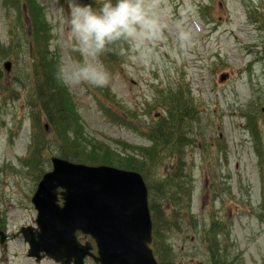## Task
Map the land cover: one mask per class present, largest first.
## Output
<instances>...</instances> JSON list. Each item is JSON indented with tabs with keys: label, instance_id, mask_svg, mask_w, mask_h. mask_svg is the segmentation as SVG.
Here are the masks:
<instances>
[{
	"label": "rangeland",
	"instance_id": "obj_1",
	"mask_svg": "<svg viewBox=\"0 0 264 264\" xmlns=\"http://www.w3.org/2000/svg\"><path fill=\"white\" fill-rule=\"evenodd\" d=\"M161 5L167 8L163 39L145 59L123 45L101 57L111 73L109 86L66 88L81 118L71 140L83 152L96 153L98 164L145 161L156 200L165 197L158 182L169 169L187 167L191 215L159 240L175 264H208L212 248L232 264H264V0ZM68 16L67 0H33L27 7L0 0V230L9 235L0 244V264H57L28 257L20 230L36 226L31 199L51 169L50 158L62 149L40 114L44 148L35 161L37 110L30 100L39 62L32 51L45 49L56 67L78 59L69 48ZM177 23L191 30V46L176 43ZM181 95L192 100L196 113L182 127L194 142L177 153L162 149L149 134ZM154 147L156 161L148 153ZM178 207L184 215L182 202Z\"/></svg>",
	"mask_w": 264,
	"mask_h": 264
},
{
	"label": "water",
	"instance_id": "obj_2",
	"mask_svg": "<svg viewBox=\"0 0 264 264\" xmlns=\"http://www.w3.org/2000/svg\"><path fill=\"white\" fill-rule=\"evenodd\" d=\"M52 163L32 198L39 229H22L31 245L29 256L38 261L48 256L62 264H85L88 255L98 264H158L150 247L148 189L140 173L60 157ZM79 231L92 236L98 255L90 242L78 240Z\"/></svg>",
	"mask_w": 264,
	"mask_h": 264
},
{
	"label": "trees",
	"instance_id": "obj_3",
	"mask_svg": "<svg viewBox=\"0 0 264 264\" xmlns=\"http://www.w3.org/2000/svg\"><path fill=\"white\" fill-rule=\"evenodd\" d=\"M19 1L24 2V7L29 6L31 2H33V0ZM38 43L39 45H42L43 40L41 38L38 39ZM122 46V44L114 45L112 50L106 52V54L110 57L112 53H114L116 50H120ZM45 51V49H38L36 46H34L32 51L33 56L37 59V62H39L36 64L34 73L35 86L32 90L30 100L31 106L37 110L34 121L35 127H37V131L35 133V161L36 163L40 161L39 150H41L43 147V144L41 145V141H43V139L41 136H39V134L44 135V131L41 126L42 117L40 116V114H44L47 124L53 129L55 133L56 141L61 144H59V148L61 149L62 146V149L59 152L60 156L74 162L98 164L95 162L98 161L96 153L88 154L83 152L79 146L80 144H77L71 140V131H74L79 127L81 118L74 108V104L72 103L68 90L57 81L55 76L57 67L53 60L49 57L48 53ZM195 113L196 107L193 105L192 100H189L184 95H181L179 99L173 100V102L169 105L167 116L164 118L163 116L161 117V121L155 125V128L150 132L149 137L154 142L160 144V147H168L171 150H174L173 152L181 153L184 145L186 146L190 142H194V140L186 137L182 131V127L185 123V120L187 118L192 119L195 116ZM39 127L42 130L38 129ZM65 139L66 144L63 143ZM152 150L148 153L152 157V160L156 161L158 155L156 150L158 149L154 147ZM108 164L112 165L114 163ZM146 166L147 163L142 160H135L128 164L122 163L119 165V167L138 170L144 174L146 179H148L147 171L145 169ZM168 176L169 179L172 180V182L169 184H177V186H179L182 190H190L188 185L189 183L187 181V178L190 176V172L187 171L185 165L177 167L171 171V173H169V175H167L164 180L158 182L159 189L163 194H165L168 190H172V185H168V187L166 186V178ZM149 184L151 183L149 182ZM179 184L185 185L180 186ZM167 201L169 200L166 198L165 203L154 201V203L150 204L154 223V240L152 246L159 257L161 264H174V258L171 252L163 251L159 247V240L167 238L166 236L168 231L178 228L176 225L178 220L172 222L166 217L164 213V207L167 204ZM211 250L213 253L212 264H232L225 254H218L219 249L212 248Z\"/></svg>",
	"mask_w": 264,
	"mask_h": 264
},
{
	"label": "clouds",
	"instance_id": "obj_4",
	"mask_svg": "<svg viewBox=\"0 0 264 264\" xmlns=\"http://www.w3.org/2000/svg\"><path fill=\"white\" fill-rule=\"evenodd\" d=\"M69 48L78 59L58 63L56 79L65 88L109 86L111 73L101 57L117 44L127 45L145 59L163 39L167 8L161 0H67ZM175 41L191 46L193 34L180 23Z\"/></svg>",
	"mask_w": 264,
	"mask_h": 264
}]
</instances>
